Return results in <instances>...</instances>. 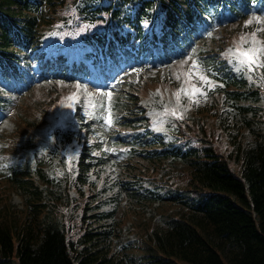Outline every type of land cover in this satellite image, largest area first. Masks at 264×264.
<instances>
[{"label":"trees","instance_id":"obj_1","mask_svg":"<svg viewBox=\"0 0 264 264\" xmlns=\"http://www.w3.org/2000/svg\"><path fill=\"white\" fill-rule=\"evenodd\" d=\"M61 5L64 0H0V53L8 63L15 59V50L27 52L40 44L41 15ZM78 8L90 11L92 23L111 20L114 42L109 40L108 47L113 51L116 44H148L157 38L164 45L190 44L193 34L203 38L214 27L264 12V0H81ZM96 38L105 41L104 35ZM201 61L222 85L211 92L224 107L215 129L225 135L228 152L178 129L167 138L154 135L135 141V146L158 147L139 156L163 163L171 172L174 168L186 183L148 191L161 203V216L139 227L143 233L129 253L115 243L116 210L79 191L85 198L83 205H76L80 218L66 225L61 216L71 205L69 190H49L53 212L37 204L40 198L22 211H0V264H264V119L258 118L264 96L257 86L247 87L242 77L222 72L213 58ZM80 168L89 172L88 164ZM82 176L80 181L86 183ZM15 182L29 190L24 180Z\"/></svg>","mask_w":264,"mask_h":264},{"label":"rangeland","instance_id":"obj_2","mask_svg":"<svg viewBox=\"0 0 264 264\" xmlns=\"http://www.w3.org/2000/svg\"><path fill=\"white\" fill-rule=\"evenodd\" d=\"M62 14L63 11L61 10L56 12L52 11L50 13V16L53 18L52 24H54V20H60ZM245 20L218 30L206 40H198L199 42L194 41V44H196L195 52L203 50L220 52V54H217L219 57L218 60H224L233 71H236L234 64L230 63L229 58L222 55V53H225L227 49L232 47L234 41H239L242 33L254 30L256 25H250L247 28L244 27ZM52 33H54V31H52ZM260 36L261 38H264V33H260ZM47 45L46 56L39 63L32 61L33 58L31 57L24 56L17 62L18 70L24 71V74L30 77H46L49 68V60H56L58 57L65 58L63 66H68L69 68H74V66L81 63V61L86 63V65H89L85 57L81 56L82 52L79 49L75 50L71 48V46H67L68 48H60L61 46L56 42L48 43ZM53 54H55V58H52ZM100 63V74L96 75L100 77L102 84L105 87H108V91L112 93V117L116 115V111L112 108L114 106H120L122 103L118 96L119 94L114 93L131 92L133 97H136L137 99L136 104L145 110L147 117L151 121L150 127L154 132L159 133L172 129L173 127H178L179 129L184 130L188 135L190 134L191 136L210 141L213 147L217 150L218 148H221L222 150L227 151L229 145H226L225 135L219 132L217 128L215 129L216 116L222 112L221 109L224 107H222L221 98L218 95H214L209 89L202 88V91L207 92L206 97L205 95L198 93L195 101L186 94V91L181 92L179 111L182 118L181 116H173L170 113L166 115L163 114L165 107L172 108L177 106L175 92L182 87L185 79L183 72L189 67L191 61L186 65H181L179 61H175L162 68L152 69L147 67L139 69V72H132L131 70L127 71V69L124 72H122L123 70H119L116 72V75H119V77H111L108 81H106V78L102 75L103 72L108 70L107 65H104L102 61ZM119 72H121V74ZM177 72L181 73V79L179 80L176 79L175 73ZM253 78H255V80H253L255 84L261 87V93L262 96H264V81H261L260 79V72L257 71L253 74ZM5 84L6 86L3 87L5 90L1 91L5 96H10L11 102L3 110L5 116L2 118L0 117V165L5 166L4 168L0 167V211H3L8 207L12 212H18L22 211L23 206L25 205V209L28 208L30 202L26 201L24 192L19 190L17 184L12 182L7 176L9 173L8 167L16 160L20 163L23 158L28 157L29 153L24 152L20 159H17L15 148L24 141L29 132L39 136L50 135L54 127L58 128L64 126L63 119H67V121L75 127L76 124L71 116L73 113V107L68 108L60 101L69 93L76 91V89L75 84L67 85L63 82V84L60 83L56 85L57 91L50 86L40 85L36 87L31 94L29 92L25 95L24 93L20 94V90L15 87L12 81H8ZM190 84L202 86V82L198 79L195 73L192 74ZM183 86L185 90L189 87V85ZM157 89H159V92H157ZM103 94L106 93L96 91V88H93L91 85H88L86 89L80 90V96L77 101L80 102V110L83 107L86 108L85 113L87 119H89L93 108L97 109L101 107V102L99 106H97L96 102L99 103ZM38 100L40 101L37 102ZM103 101L104 110L105 112H108L107 97H104ZM55 102L59 104L55 110V114L52 116L47 115V109ZM93 104L95 107L92 106ZM128 106L132 107V105L129 104ZM261 108L262 110L260 109L258 118L264 119V109L262 106ZM17 109L18 115L16 117ZM42 111H44L43 114L41 113ZM29 124L31 127H29ZM134 131L135 130L131 128H124L118 129L116 133L122 137L129 136L134 133ZM108 137V133L94 130L87 134L86 139L88 143L97 141L104 145ZM82 138L83 134L77 133L71 141L67 142L65 150L61 149V152L65 157L67 154L68 159L73 156L70 162L66 159L69 163H72V161L77 158L76 155L79 151ZM106 150H108L107 147ZM33 158V161H47V158L44 157L42 153L34 154ZM155 164L160 165L159 163L145 162L137 158L131 159L125 155H112L110 156V161L105 169V179L103 181L100 179L95 181V179L91 177V174L90 178L92 181H95L91 184H94V186L89 187L88 185H80V191L83 193L84 197L88 198V195L90 194H92V196L94 194L97 195V198L101 201L96 198V202H103L109 197V195H115L121 192L120 201L117 205V213L113 223L117 225L116 235L119 239V242L117 243L118 246L124 245L132 240L134 241V238L138 239L140 237L138 233H143L139 227L147 225V221L149 220L158 219L162 212V207H157V204L151 203L143 198H132L127 192L118 190L116 186L113 187L112 185L115 182V175V180L137 179L140 176H145L152 177L153 183L165 181V178L173 180L180 186H183L186 183L185 178L183 179V176L177 173L174 168L172 169L173 172H170V168L165 169V172L161 170L158 171L157 168L156 171L147 170V168ZM29 171L30 177L37 180L33 173V169L30 168ZM38 185L43 187L42 184L38 183ZM102 189H104V192H101ZM78 196V193H73V197L76 201ZM84 202L85 198L79 196L78 203H82L83 205ZM108 208L113 209L111 203L108 205ZM142 236H144V234Z\"/></svg>","mask_w":264,"mask_h":264},{"label":"snow or ice","instance_id":"obj_3","mask_svg":"<svg viewBox=\"0 0 264 264\" xmlns=\"http://www.w3.org/2000/svg\"><path fill=\"white\" fill-rule=\"evenodd\" d=\"M250 25H256L253 31L242 33L239 41H234L233 46L226 50L222 55L227 56L229 58V62L233 63L235 69L238 71H244L249 74H255L257 71L260 72V79L264 81V38H261L260 33H264V12H253L249 15V18L244 21V27L247 28ZM209 36L212 35L211 32L208 33ZM191 61L189 67L183 72L184 81L182 87L177 89L175 92L176 95V105L175 107L168 108L165 107L163 114H171L173 116H181L179 111V106L181 103V92L186 91V94L195 101V98L198 93L207 95L206 91H202V88H213L218 83L216 80L211 78V72L207 67L204 61L195 57V49L193 53L186 56L185 59L179 61L181 65H186ZM198 77V79L202 82V86H196L190 84L192 79V74ZM176 79H181V73H175ZM59 83L63 84V81ZM183 85H189L188 89L185 90ZM222 86V85H221ZM86 85H81L77 83L75 85L76 91L69 93L66 97L61 99V103L65 104L66 107L72 108L74 102L80 96V90L86 89ZM159 92V89H157ZM91 95V94H88ZM108 100V114L106 117H101L105 120V123L108 126L113 124V117L111 115V102H112V93L109 91L106 94ZM95 107V105H92ZM103 108V105H101ZM71 161V157H69V162ZM0 167H5L4 165H0Z\"/></svg>","mask_w":264,"mask_h":264}]
</instances>
